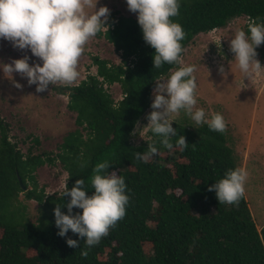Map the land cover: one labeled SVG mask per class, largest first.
I'll return each instance as SVG.
<instances>
[{"label": "trees", "instance_id": "16d2710c", "mask_svg": "<svg viewBox=\"0 0 264 264\" xmlns=\"http://www.w3.org/2000/svg\"><path fill=\"white\" fill-rule=\"evenodd\" d=\"M179 3V15L171 19L185 32L183 51L194 36L224 27L231 18L245 16L264 23V0ZM107 24L108 30L97 35L113 44L121 55L120 63L93 56L96 75H87L78 85L61 87V91L69 89L67 107L76 112L75 122L86 132L85 138L80 129L69 132L56 158L67 172L68 189L83 179L89 196L94 193L93 168L108 160L110 168L102 174L116 171L124 178L129 196L126 215L91 248L71 230L59 236L54 209L59 205L67 214L70 196L46 195L43 187L37 189L33 174L38 166L52 164L56 158L30 153L23 158L9 140L7 124L1 121L0 264H264V225L258 229L245 195L238 204H219L215 191L208 190L227 170L238 168L224 132L211 131L207 124L192 129L176 123L172 151L150 130L149 141L132 143L136 123L151 107L156 81L178 64L154 67L155 49L144 41L137 18L110 12ZM113 83L120 85L123 95L117 101L104 88ZM181 135L188 143L183 151L175 146ZM148 144H154L159 155L144 163L134 153L147 151ZM162 152H166L164 157ZM27 177L33 184L30 189ZM23 191L26 199L44 207L35 223L24 216L6 218ZM76 213L82 209L74 207L72 214ZM68 238L77 240L79 247H69ZM82 249H87L86 257Z\"/></svg>", "mask_w": 264, "mask_h": 264}, {"label": "clouds", "instance_id": "9594fccd", "mask_svg": "<svg viewBox=\"0 0 264 264\" xmlns=\"http://www.w3.org/2000/svg\"><path fill=\"white\" fill-rule=\"evenodd\" d=\"M127 7L138 13L143 39L155 49L154 67L158 69L164 63L182 65L181 41L185 32L171 19L179 15V0H127ZM109 16L107 6L97 9V0H0V37L11 41L14 47L30 49L42 61V64L30 65L29 58L24 56L5 64L3 71L26 77L29 85H36L37 92L45 91L50 84H73L79 77L78 64L85 46L101 30H108ZM247 28L248 33L241 28L234 30L230 50L235 54L234 60L243 75L252 79L264 70L256 58V48L264 43V23L251 20ZM194 71V66H181L167 79L156 81L153 90L152 111L147 115L146 126L162 137L160 142L169 151L174 147L171 138L177 136L171 123L174 120L170 117L178 115L181 110L197 125L207 124L211 131L220 133L227 130L221 114L212 113L209 119L203 108L196 107ZM16 86L21 87L19 83ZM175 146L181 151L187 148L183 135ZM158 155L154 144H148L145 152L134 153L135 158L144 163ZM109 168L108 160L93 168L91 187L94 193L91 196L86 194L83 179H77L70 190L64 183L60 195L70 196V201L66 205L67 214L59 205L54 209L59 236H66L71 230L91 248L124 218L129 202L127 186L116 171L102 174ZM247 175L243 168L229 169L225 177L210 185L208 190L215 191L219 204H238L245 193ZM74 207L82 209V213L73 215ZM66 242L69 247H79L77 240L68 238ZM87 254V249L81 250L82 256Z\"/></svg>", "mask_w": 264, "mask_h": 264}, {"label": "rangeland", "instance_id": "374dc122", "mask_svg": "<svg viewBox=\"0 0 264 264\" xmlns=\"http://www.w3.org/2000/svg\"><path fill=\"white\" fill-rule=\"evenodd\" d=\"M100 6H107L110 12L138 19V13L128 9L127 0H97V9ZM249 22L245 16L234 17L224 27L194 36L184 48L181 56L183 64L171 69L158 80L167 79L171 72L181 66H194L196 107L204 109L206 118L210 119L212 113H219L224 117L227 145L237 156L238 168H243L248 173L244 195L259 229L264 225V70L249 79L237 67L235 54L230 50L234 30L241 28L245 31ZM256 52V58L264 67V43L256 48ZM24 56L29 58L30 65L42 64L30 49H19L11 41L0 37V122L7 124L9 140L17 145L23 158L28 153L32 156L41 155L44 159L46 155L56 158L62 151L60 146L69 132L80 129L85 138L86 130L77 126L76 112L67 107L69 89L60 90L65 85L50 84L45 91L37 92L36 85H29L26 77L17 72L3 71L5 64ZM93 56L107 60L110 64H118L121 60V55L115 51L113 44L104 36L96 35L87 43L80 57L78 79L67 86L78 85L89 74L96 75L97 66L93 63ZM17 83L21 87H17ZM104 88L115 101L123 96L118 83L105 84ZM153 90L151 103L154 99ZM151 111L150 107L136 123L132 143L139 144L152 138L146 126L147 115ZM170 119L174 120L171 122L173 128L176 123L188 125L192 129L201 125H197L183 110L178 115L173 114ZM162 155L164 157L166 152H162ZM33 174L37 189L43 187L46 195L61 193L67 180V172L58 158L52 164L38 166ZM25 180L27 189L32 188L31 180L28 177ZM24 191L19 192L14 201L13 209L17 211L10 210L7 214L9 217L6 218L13 215L16 218L24 216L27 221L35 223L40 219L44 207L35 200L26 199ZM1 231L0 229V233ZM28 256L32 259L34 253L30 252Z\"/></svg>", "mask_w": 264, "mask_h": 264}, {"label": "water", "instance_id": "95a60500", "mask_svg": "<svg viewBox=\"0 0 264 264\" xmlns=\"http://www.w3.org/2000/svg\"><path fill=\"white\" fill-rule=\"evenodd\" d=\"M19 181L21 183V179L19 178ZM22 188H25V186L21 183Z\"/></svg>", "mask_w": 264, "mask_h": 264}]
</instances>
